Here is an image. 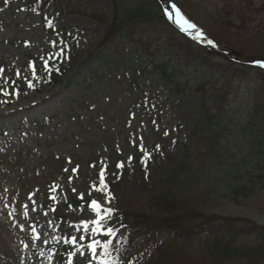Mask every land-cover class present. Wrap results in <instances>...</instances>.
<instances>
[{
  "label": "rangeland",
  "instance_id": "374dc122",
  "mask_svg": "<svg viewBox=\"0 0 264 264\" xmlns=\"http://www.w3.org/2000/svg\"><path fill=\"white\" fill-rule=\"evenodd\" d=\"M169 1L221 43L219 55L165 25L152 0H47L44 6L46 0H37L34 8L35 0H0V264H48L49 252L38 251L36 257L30 252L33 242L51 250L67 238L93 240L90 230L61 221L100 219L91 204L61 210L73 195L95 200L101 209L153 213L149 193L165 191L163 180L173 164L152 170V182L143 185L135 164L138 149L196 164L198 170L185 178L196 185L178 197L194 203L208 197L204 214L264 226V111L258 112L264 107V72L230 62L234 53L264 56V0ZM59 2L79 11L59 20ZM51 17L50 33L44 20ZM156 63L175 83L200 82L204 94L174 99L159 117H150L147 112L156 109L144 104L167 82L151 68ZM130 66L143 74L134 75L136 67ZM60 67L67 70L63 82L49 85L44 72ZM205 106L213 118L224 114V131L209 153L204 148L186 156L193 125L205 123ZM246 124L252 125L251 134L238 133ZM160 158L167 160L164 154ZM116 160L123 164L115 172L119 183L111 194L98 192L92 170L104 171ZM220 174L224 179L210 187ZM240 180L255 192L250 199L227 202L225 190ZM11 193L21 200L7 198ZM176 221L184 224V218ZM165 240L142 245L141 260L161 247L167 264H264V241L255 235L236 238L225 232L214 247L209 238H194L176 243L170 253L162 247Z\"/></svg>",
  "mask_w": 264,
  "mask_h": 264
},
{
  "label": "trees",
  "instance_id": "16d2710c",
  "mask_svg": "<svg viewBox=\"0 0 264 264\" xmlns=\"http://www.w3.org/2000/svg\"><path fill=\"white\" fill-rule=\"evenodd\" d=\"M157 11L160 12V8L157 5V3H155ZM162 19V18H161ZM211 54L216 53L215 51L211 50L210 51ZM166 71L164 69H162V73L164 74ZM61 74H56V75H51L49 77V81L53 84L55 83H60L61 80ZM181 87V85H177V90ZM185 91H187V86H183ZM183 90V91H184ZM184 91V92H185ZM260 111L259 114L262 115V112L264 111V107H260ZM208 128V126L206 127ZM206 128H204V130H206ZM186 168L184 169L183 166H179L178 170H176L172 175H169L166 185L164 186L165 191L161 194L158 195H153L152 197V205L154 210L156 211L157 215L156 216H150L147 217L148 218V222L145 221L144 217H140L138 216V221L136 219L137 222L143 221L144 223H150L154 224L155 226L158 227H172L173 224L175 223L174 221V217H176V214H184L186 212H199L198 207H200V205L196 206L194 204H189L186 200L187 196H180V198L178 197V195L180 194V192H182L183 190H187V186L184 183V177L186 176L185 173H188L186 170H188L189 172L194 170V167H190L188 164L185 166ZM240 168V167H239ZM239 174V172H238ZM165 184V183H164ZM243 183L242 181H236V182H230V186H228L227 191L229 192L230 196L232 199L234 200H238L239 197H242L244 199H250V197L253 195V193L255 192L254 188H251L249 191L247 189H244V187L242 186ZM258 189V188H257ZM205 204V203H204ZM204 204H202L201 206H204ZM159 215H161L159 217ZM154 217V218H151ZM206 219V218H204ZM142 223V222H140ZM225 225V224H224ZM235 235L234 237H239L241 236V232L238 230L234 229ZM264 239V233L263 236L261 237ZM217 241L212 242V244H210V247H214L216 245ZM263 252L260 253V255ZM264 254V253H263ZM262 254V255H263ZM167 258H169V256L167 255ZM169 260V259H168ZM168 262L166 261L165 264H167ZM158 264V263H156Z\"/></svg>",
  "mask_w": 264,
  "mask_h": 264
},
{
  "label": "snow or ice",
  "instance_id": "6c2138e0",
  "mask_svg": "<svg viewBox=\"0 0 264 264\" xmlns=\"http://www.w3.org/2000/svg\"><path fill=\"white\" fill-rule=\"evenodd\" d=\"M173 8H175V5L173 4ZM179 10L177 9V12ZM172 14L169 13V17L171 18ZM184 24L187 25V27H184L183 25H181V27L183 28L184 31H189L190 29H195L197 26L195 24H191L189 23L187 20H184ZM202 35V33L200 34ZM209 43H211V41H209ZM259 67L264 68V63L259 64ZM141 149L143 150V145L141 144ZM117 167H123V164H118ZM104 175L105 173L102 171L100 173V177H101V184L103 185V188H101V191H104L107 188V184L104 182ZM26 207V206H25ZM91 207L96 211L97 216L100 217L99 220H93L90 223L95 225V227L91 228V232L93 234H100L104 228H105V224L107 223V221L109 219H111L112 214H113V210L111 208H104L101 209V206L99 205V203L95 200H93L91 202ZM103 221V223L101 222ZM83 227L85 229V231L89 230V222H84L83 223ZM114 232V229L112 227H108L106 232H104L105 235H112ZM84 237H81V239H83ZM65 242H69V241H65ZM73 245H76V240L73 237L70 241ZM111 245V241H105L103 244H101V242L99 240H93L92 243H89L86 247L87 249L91 250L92 252V259H96L97 257V249L102 247L104 249V254L103 257L100 258V264H117V261L115 258H112L111 260L107 259V257L109 256V247ZM27 247V245H25ZM91 264V261H90Z\"/></svg>",
  "mask_w": 264,
  "mask_h": 264
}]
</instances>
